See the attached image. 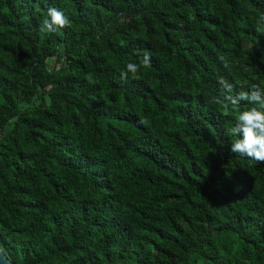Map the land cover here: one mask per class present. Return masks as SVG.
I'll return each instance as SVG.
<instances>
[{
	"label": "trees",
	"instance_id": "obj_1",
	"mask_svg": "<svg viewBox=\"0 0 264 264\" xmlns=\"http://www.w3.org/2000/svg\"><path fill=\"white\" fill-rule=\"evenodd\" d=\"M50 7L70 26L42 31ZM254 84L264 0H0L3 255L264 264V164L218 102Z\"/></svg>",
	"mask_w": 264,
	"mask_h": 264
},
{
	"label": "clouds",
	"instance_id": "obj_2",
	"mask_svg": "<svg viewBox=\"0 0 264 264\" xmlns=\"http://www.w3.org/2000/svg\"><path fill=\"white\" fill-rule=\"evenodd\" d=\"M71 20L61 9L50 7L47 9L41 30L54 32L56 29L70 26ZM144 67H149L151 58L148 55L142 57ZM140 65L128 63L121 73V80L127 79L128 73L135 74ZM228 93H231L233 85L224 78L218 81ZM244 101L251 107L239 111L240 102ZM225 114L235 111V123L231 127L230 134L236 137L230 141V152L239 154L255 164H264V87L252 85L247 91L241 90L235 96L227 95L218 101ZM231 106V107H230ZM3 248L0 247V252ZM6 259V257H5Z\"/></svg>",
	"mask_w": 264,
	"mask_h": 264
},
{
	"label": "water",
	"instance_id": "obj_3",
	"mask_svg": "<svg viewBox=\"0 0 264 264\" xmlns=\"http://www.w3.org/2000/svg\"><path fill=\"white\" fill-rule=\"evenodd\" d=\"M0 264H11L10 261L3 255L2 252H0Z\"/></svg>",
	"mask_w": 264,
	"mask_h": 264
}]
</instances>
